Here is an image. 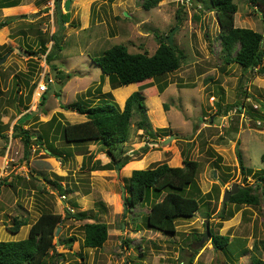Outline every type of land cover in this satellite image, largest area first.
Here are the masks:
<instances>
[{"label":"rangeland","instance_id":"rangeland-1","mask_svg":"<svg viewBox=\"0 0 264 264\" xmlns=\"http://www.w3.org/2000/svg\"><path fill=\"white\" fill-rule=\"evenodd\" d=\"M5 1L0 0V23L8 20L0 28V58L5 57L0 63V240L25 238L30 225L51 212L61 220L46 264H190L191 256V264H249L255 245L264 260L263 188L257 186L262 174L258 170L264 168V67L243 70L223 60L220 27L209 0H160L150 9L143 7L144 0H71L67 12L60 0L68 18L63 25L55 0H14L17 5L1 7ZM233 1L234 25L264 36V7ZM23 14L27 17H20ZM172 31L173 45L184 54L179 68L142 85L114 86L91 60L117 43L129 52L151 55L159 37L167 40ZM52 34L61 50L49 63L40 44L48 51ZM41 77L52 80L44 104L36 90ZM137 89L145 93L154 137L138 129V118L133 117L129 138L121 145L132 160L121 169L111 163L100 141L68 144L60 130L47 123L52 116L53 124L86 120L64 107L73 102L93 105L112 99L122 108ZM15 124L32 133V140L40 133L46 138L40 146L31 141L25 155ZM238 152L245 168L258 171V176L241 169ZM186 158L198 162L194 181L184 192L198 200L197 211L191 218L176 219L173 234L148 228L146 215L162 194L150 189L147 198L129 209L125 185L131 171L158 162L183 166ZM232 184L238 189L257 187L253 192L259 201L236 205L228 200L221 218L222 195ZM67 211H84L89 218L76 219ZM206 219L214 234L244 239L250 252L234 260L229 252L224 255L212 247L211 235L200 246ZM17 220L27 223L12 232ZM86 222L107 225L101 247L84 246Z\"/></svg>","mask_w":264,"mask_h":264},{"label":"trees","instance_id":"trees-1","mask_svg":"<svg viewBox=\"0 0 264 264\" xmlns=\"http://www.w3.org/2000/svg\"><path fill=\"white\" fill-rule=\"evenodd\" d=\"M160 0H144L143 7L150 9L158 4ZM253 5L259 4L264 7V0H249ZM18 2L8 0L2 3L1 7H10L17 5ZM55 10L59 19V24L63 25L68 22L62 13L60 0H55ZM208 7L215 12L217 23L220 27L218 39L221 44V51L224 54L223 60L228 63H237L243 70L258 69L261 70L264 61V38L263 34L249 27H237L234 25V14L237 11V4L233 0H209ZM262 22L264 23V14ZM8 20L0 23V28L7 24ZM53 45L47 51L43 42L40 44L41 54H45L46 61L51 63L54 56L61 50L59 41L54 34ZM184 54L174 45H169L166 36L158 39V47L153 54L146 52H129L124 44H113L105 49L101 55L91 57L92 62L99 66L104 75H108L113 80L114 86L142 85V82L151 78L159 77L165 73L175 71L179 68ZM53 69H57L51 64ZM60 75V72L57 75ZM69 76V75H68ZM51 83V82H50ZM140 83V84H139ZM49 84V83H48ZM98 86L97 91L100 90ZM125 87V88H127ZM162 89V88H160ZM41 95V104L45 102L44 93ZM90 90L87 93L90 94ZM88 94V95H89ZM142 90L133 91L125 100L124 106L119 107L117 102L112 99H104L102 102L85 105L82 102H73L64 105L80 114H84L87 119L75 123H58L56 116H52L48 121L50 128L55 127L60 130V135L68 144H78L81 142L100 141L107 147L108 156L111 163L116 169H121L132 156L125 154L121 148L130 134V125L133 117L138 118L136 127L146 131L151 137L154 133L150 128V121L146 113L144 104V95ZM13 129L17 136L21 137L25 145L26 153L29 154L31 141L37 146L41 145L45 133L36 134L32 140L33 134L24 129L21 125L15 124ZM1 136H5L1 133ZM50 148V147H46ZM142 151L145 147L141 148ZM135 155V151L133 152ZM238 162L242 170L258 176V171L262 174L257 178L262 186L261 195L264 200V168L252 172L250 168H245L241 153H237ZM261 160L264 163V152L261 154ZM198 162L194 159L186 158L183 160V166H170L166 162H158L151 167L144 169H133L125 185L127 196L126 203L133 208L141 200L148 197L150 189L156 195L162 194L160 200L151 204L149 212L146 215V225L150 229L167 234L175 232V220L178 218H191L199 207L198 200L184 192L194 181L197 172ZM1 185V181H0ZM257 188V187H256ZM251 187H241L237 192L230 196L229 202L236 205L246 204L255 205L259 201V196L253 192ZM225 206L221 211V218H225ZM224 213V214H223ZM67 215L76 219H87L88 214L84 211L73 212L67 211ZM61 220V216L56 213H42L29 227L28 234L25 238L19 240H0V264H46L51 259L50 249L54 247V232ZM25 220H17L10 228L12 232H17L20 226L26 224ZM85 247H101L107 238V225L103 222H86L83 226ZM211 232V244L215 250H221L226 255L228 252L237 259L240 256L250 252L246 247L245 240L235 238L233 241L226 235L214 234ZM242 242V243H241ZM262 248L264 243L262 242ZM258 245L251 250L249 264H264V260L258 254ZM197 250H195V253ZM194 256L189 257L188 262L191 264ZM229 264V261L226 262Z\"/></svg>","mask_w":264,"mask_h":264},{"label":"water","instance_id":"water-1","mask_svg":"<svg viewBox=\"0 0 264 264\" xmlns=\"http://www.w3.org/2000/svg\"><path fill=\"white\" fill-rule=\"evenodd\" d=\"M70 2H71V0H64L63 8H64V10H65L66 12L69 10ZM20 17L26 18L27 15H26V14H23V15L20 16ZM261 17H262V15H261ZM172 34H173V31H172V32L169 34V36L167 37V42H168L169 45H173V42H172ZM263 42H264V38L262 39V42H261V43L263 44ZM4 59H5V57H4V58H0V63H1ZM262 70H263V68H262ZM153 143H156V144H157L158 142H157V141H153ZM38 176H39V175H38ZM214 176H215V173H214ZM218 180H219V182L221 183V185H224V182H223V181H221L220 179H218ZM237 190H238V187H237L236 184H232V186H231L230 189H225V190H224L223 195H222V203H223V205L226 203V201L229 200V197H230L232 194H234L235 192H237ZM122 196H123V198H124V193H123V192H122ZM124 207H125V203H124ZM204 224H205V231H204V233H203V235H202V238L200 239V242H199V245H200V246L203 245V243H204L206 240H208V239H209V236L211 235V232H210V230H209V225H208V220H207V219L205 220ZM57 231H58V228H57V230H56V233H57ZM218 252H219V250H218Z\"/></svg>","mask_w":264,"mask_h":264},{"label":"built area","instance_id":"built-area-1","mask_svg":"<svg viewBox=\"0 0 264 264\" xmlns=\"http://www.w3.org/2000/svg\"><path fill=\"white\" fill-rule=\"evenodd\" d=\"M44 77H41V80L38 82L37 86H36V90L37 92L40 93V95H38L41 99V95L42 93L47 89V85L48 83L52 82V80L49 78L47 79V82L44 81Z\"/></svg>","mask_w":264,"mask_h":264},{"label":"crops","instance_id":"crops-1","mask_svg":"<svg viewBox=\"0 0 264 264\" xmlns=\"http://www.w3.org/2000/svg\"><path fill=\"white\" fill-rule=\"evenodd\" d=\"M73 6V3L72 2H70V7L69 8H71ZM5 8V7H4ZM128 86H130V85H128Z\"/></svg>","mask_w":264,"mask_h":264}]
</instances>
